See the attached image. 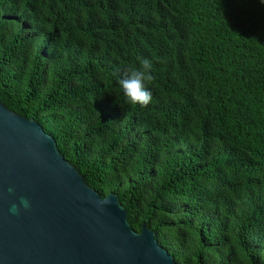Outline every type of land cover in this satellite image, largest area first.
<instances>
[{"label": "trees", "instance_id": "obj_1", "mask_svg": "<svg viewBox=\"0 0 264 264\" xmlns=\"http://www.w3.org/2000/svg\"><path fill=\"white\" fill-rule=\"evenodd\" d=\"M0 103L176 264H264L262 0H0Z\"/></svg>", "mask_w": 264, "mask_h": 264}, {"label": "water", "instance_id": "obj_2", "mask_svg": "<svg viewBox=\"0 0 264 264\" xmlns=\"http://www.w3.org/2000/svg\"><path fill=\"white\" fill-rule=\"evenodd\" d=\"M12 191H9V189ZM25 198L10 212L12 203ZM0 264H176L117 195L102 198L35 121L0 103Z\"/></svg>", "mask_w": 264, "mask_h": 264}, {"label": "clouds", "instance_id": "obj_3", "mask_svg": "<svg viewBox=\"0 0 264 264\" xmlns=\"http://www.w3.org/2000/svg\"><path fill=\"white\" fill-rule=\"evenodd\" d=\"M264 2V0H262ZM153 63L149 58H142L139 61V66H130L126 68L122 78L119 79V86L122 88L124 96L128 104L132 106L147 107L153 99V94L148 85L154 80ZM9 191H12L10 188ZM20 206L27 209L30 207V202L21 198L19 205L12 203L10 212L17 214Z\"/></svg>", "mask_w": 264, "mask_h": 264}]
</instances>
